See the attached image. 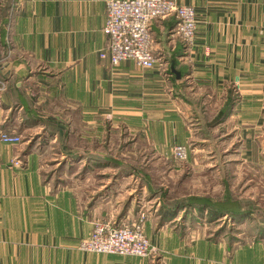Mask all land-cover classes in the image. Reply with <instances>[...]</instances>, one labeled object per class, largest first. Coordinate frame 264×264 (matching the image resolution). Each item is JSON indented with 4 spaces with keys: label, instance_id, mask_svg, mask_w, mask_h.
Segmentation results:
<instances>
[{
    "label": "crops",
    "instance_id": "0c3cea01",
    "mask_svg": "<svg viewBox=\"0 0 264 264\" xmlns=\"http://www.w3.org/2000/svg\"><path fill=\"white\" fill-rule=\"evenodd\" d=\"M106 1L10 0L0 133L21 142H0V264H151L78 249L94 220L140 214L162 264H264V221L239 219L253 221L239 226L249 242L201 234L207 226L162 208L181 170L157 164L173 145L202 151L193 146L206 138L202 124L232 90L230 113L208 129L239 141L243 165L264 169V0H173L195 10V45L182 51L172 17L153 21L152 51L166 72L99 59Z\"/></svg>",
    "mask_w": 264,
    "mask_h": 264
},
{
    "label": "built area",
    "instance_id": "2783aa9c",
    "mask_svg": "<svg viewBox=\"0 0 264 264\" xmlns=\"http://www.w3.org/2000/svg\"><path fill=\"white\" fill-rule=\"evenodd\" d=\"M106 16L102 27L107 40L98 57L116 66L124 61H132L140 68L159 67L166 72L165 62H161L152 51L151 23L173 16L176 24L171 32L184 46L185 53L195 45L196 18L192 6L181 5L173 0H107ZM0 142L19 144L18 135L0 133ZM186 145H173L170 155L174 161L187 159ZM15 166L20 165L14 160ZM144 216L138 219L124 218L118 224L113 220L96 219L88 237L78 243V249L95 254L131 256L147 258L151 261L159 254L144 233Z\"/></svg>",
    "mask_w": 264,
    "mask_h": 264
},
{
    "label": "rangeland",
    "instance_id": "374dc122",
    "mask_svg": "<svg viewBox=\"0 0 264 264\" xmlns=\"http://www.w3.org/2000/svg\"><path fill=\"white\" fill-rule=\"evenodd\" d=\"M3 7H5V0H0V10ZM0 15L3 16L2 14ZM208 123L209 121L202 124L203 129L200 133V135L206 136L205 140L196 141L193 145L198 149L201 148L202 151L193 154L190 153V155H187V159L182 162L174 161L171 155L169 158L170 161H158V165L164 164L165 166L170 165L172 167L173 165H177L181 170V172L174 173L173 178L174 183L180 180L181 184L170 188L171 194L169 196L172 200L170 202L168 198L166 202L174 204L182 201L181 203L183 204L189 196L202 199H214L220 202L226 198H239L244 200V202L242 201V208L244 210L250 209L255 219H259L257 222L264 221V169L261 170L252 165H243L240 162L238 153H235L239 147V141L227 139L224 132L222 133V130L221 132L211 134L208 129ZM222 134L223 136H220ZM151 159L153 157H150V161ZM128 160L130 164L134 163L133 159L128 158ZM146 161L147 158H143L139 163L146 164ZM120 171L117 170L111 173V181L114 180V176L119 175ZM166 175L167 173L162 176L161 174H157V182L164 183V181L169 180V178H166ZM182 194L185 197L181 196ZM175 212L177 213V211ZM196 212L197 210H191L188 215L189 217L187 216V219L183 220L184 224L186 223L188 226L196 225L198 227L199 225L207 226L205 229L200 228L201 234L205 233L206 236L210 235L211 237L217 234L222 237L223 241L226 238L228 241L233 238L235 239L234 243L236 241L237 243L249 242L247 240L250 238L246 236V231L243 228L241 230L239 226L249 222V227H252V220L250 221L248 218H245L244 221L238 218L223 216L216 221H211L203 216H198ZM180 219L178 222L182 221V218ZM129 220L132 219L130 218ZM160 254L159 252L153 261L149 259L151 264H162L160 262Z\"/></svg>",
    "mask_w": 264,
    "mask_h": 264
},
{
    "label": "trees",
    "instance_id": "16d2710c",
    "mask_svg": "<svg viewBox=\"0 0 264 264\" xmlns=\"http://www.w3.org/2000/svg\"><path fill=\"white\" fill-rule=\"evenodd\" d=\"M9 7H10V0H5V7L0 10V40L2 42L5 41L7 36V26L9 22ZM174 19L173 16H170ZM176 21L174 19V23L172 25L175 26ZM180 41V40H179ZM182 51H184V46L180 42ZM235 101V95L232 90L227 94V100L224 106L219 110L218 114L212 119L208 124V126H216L223 122V120L228 116L230 113L233 104ZM182 202V201H181ZM181 202H176L171 204V207L163 204L162 208H171V211H184V216H188L191 210H197L196 214L198 216H203L207 220L216 221L220 217H228V218H235L241 219L244 218L246 215L250 214V209H243L242 208V201L239 200H230L229 198L224 199L222 202L216 201L214 199H202L189 196L183 204ZM247 213V214H246ZM264 237V236H263ZM261 238V237H255Z\"/></svg>",
    "mask_w": 264,
    "mask_h": 264
}]
</instances>
